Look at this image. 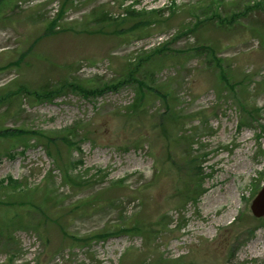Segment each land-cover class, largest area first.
<instances>
[{
  "label": "rangeland",
  "instance_id": "374dc122",
  "mask_svg": "<svg viewBox=\"0 0 264 264\" xmlns=\"http://www.w3.org/2000/svg\"><path fill=\"white\" fill-rule=\"evenodd\" d=\"M214 1L0 0V264H264V0ZM132 69L193 141L169 147ZM192 155L205 177L180 201Z\"/></svg>",
  "mask_w": 264,
  "mask_h": 264
},
{
  "label": "trees",
  "instance_id": "16d2710c",
  "mask_svg": "<svg viewBox=\"0 0 264 264\" xmlns=\"http://www.w3.org/2000/svg\"><path fill=\"white\" fill-rule=\"evenodd\" d=\"M214 3H215V1H214ZM169 10L172 11V9H169ZM205 10L209 11L210 9H205ZM144 12L150 14V16H153L151 14H156V16H158V15H162L163 13H165V9H159V10H155V11H151V12H147V10H145ZM130 13L133 14V15H135V14H138L139 12L134 11V10H131ZM173 13L174 12L172 11V14ZM104 15H105V13H104ZM214 15L215 16H218V15L220 16V14L218 12H215ZM148 20H150V19H148ZM144 22L145 21H143L142 23H144ZM162 22L163 21H161V23ZM56 23H57L56 20L52 21V26H56ZM196 25H198V24H196ZM191 30H192V28H189L186 31H191ZM171 41L172 40L167 41L161 48H158L156 50V52H162V51L165 52V50L168 49L167 48V45H169V42H171ZM203 46H204L203 47L204 49L208 48L205 45H203ZM196 50H198V49H196ZM210 55L212 57V60L215 59V61L217 62V64L218 65H221V59H219L214 52H211ZM129 76H130V79L131 80L134 79V81L137 82L138 88L140 89V95L143 96L144 95V91H142V89L144 87L148 86V84H146L145 81H140V80H136L135 78H133V73L132 72H130ZM220 76L222 77V81L224 79L225 83L229 85V81L226 79L225 74L223 72H221ZM66 84H70L72 87L79 88L80 90H83V89L84 90H87L85 87H82L80 84L75 83V82L74 83H66V82L63 83V85H66ZM231 87H233V85H231ZM150 89L153 90V88H150ZM141 92H142L143 95L141 94ZM162 96L165 99V106H166V111H167V117H166L165 120H162L160 122L159 127L161 128L162 132L164 133V137H165V139H167L168 144H169V147L173 148V143L175 145H177V144H179V141L180 140H183V141H191L192 140L193 141V136L191 134H188V133L180 134L179 133V130H177L175 132V135H176L175 137L172 136V134H171L172 127L171 126H173V128L180 127L181 124H183L182 123V120L180 118L182 116L180 115V113L177 112V110L174 107V104H171L168 101L167 97H165L164 95H162ZM141 99H143V98H141ZM141 99L139 97L137 99L136 103L133 105V111L134 112H138L140 110V108H141L140 107ZM183 122H184V120H183ZM167 123H169L171 126L168 125ZM32 134H37V133L33 132ZM11 135L12 136H14V135H18L19 136V131H17L14 134L12 133ZM44 136L47 138L48 143H51V142L53 143L54 142L52 140V138H49L47 135H44ZM63 138H64L63 139L64 142L66 144H68L67 137H63ZM136 141L138 142V141H140V139H137ZM185 143H186L187 146H189V149H190L192 144H190L189 142H185ZM170 152H171V149H170ZM57 156L59 157V150L58 149H57ZM169 157H172V155H169ZM197 162H199L198 161V158L197 157H194L193 155H192V157L191 156H186L185 159H184L183 164H181V165H179L176 162H173V167H175V166H182L183 169L185 170V173H184L185 183H184V186H183L182 189H183L184 196L190 194V196H186L185 198H187V197L195 198V194L198 193V191L201 189V186H202L201 179H202V176H203V171H202L203 168H202V164H198ZM179 169H181V168H179ZM179 169H177V171H179ZM68 171H69V167L66 165V168L64 170V176L69 181H71V182L73 181L74 182V179L71 178V176L68 174ZM82 181L83 182H87L85 180H82ZM120 182L121 181L118 182V185H120ZM28 199H31V197H28ZM130 227L133 230H135V231L140 230V227L139 226H134L133 225V226H130ZM123 230L125 231V229H123Z\"/></svg>",
  "mask_w": 264,
  "mask_h": 264
},
{
  "label": "water",
  "instance_id": "95a60500",
  "mask_svg": "<svg viewBox=\"0 0 264 264\" xmlns=\"http://www.w3.org/2000/svg\"><path fill=\"white\" fill-rule=\"evenodd\" d=\"M251 208L255 216H264V186L254 199Z\"/></svg>",
  "mask_w": 264,
  "mask_h": 264
}]
</instances>
